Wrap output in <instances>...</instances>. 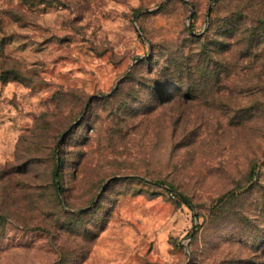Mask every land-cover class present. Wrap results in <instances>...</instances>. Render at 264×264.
<instances>
[{
	"label": "rangeland",
	"instance_id": "rangeland-1",
	"mask_svg": "<svg viewBox=\"0 0 264 264\" xmlns=\"http://www.w3.org/2000/svg\"><path fill=\"white\" fill-rule=\"evenodd\" d=\"M235 6L0 0V264H264V42L224 38Z\"/></svg>",
	"mask_w": 264,
	"mask_h": 264
},
{
	"label": "trees",
	"instance_id": "trees-1",
	"mask_svg": "<svg viewBox=\"0 0 264 264\" xmlns=\"http://www.w3.org/2000/svg\"><path fill=\"white\" fill-rule=\"evenodd\" d=\"M251 0H236V6L233 12L226 20V28L223 30L224 38L231 40L236 46H240L239 53L242 58L252 54L260 44L264 42V3L260 2L258 7H253ZM212 11V10H211ZM190 30V29H189ZM192 31V28L191 30ZM213 34L218 35V31L210 28ZM58 165H55L52 171V182L57 196L59 192ZM162 184V183H159ZM233 191L229 192L225 197H233ZM5 217L0 215V224Z\"/></svg>",
	"mask_w": 264,
	"mask_h": 264
},
{
	"label": "water",
	"instance_id": "water-1",
	"mask_svg": "<svg viewBox=\"0 0 264 264\" xmlns=\"http://www.w3.org/2000/svg\"><path fill=\"white\" fill-rule=\"evenodd\" d=\"M189 29L191 30V26H189Z\"/></svg>",
	"mask_w": 264,
	"mask_h": 264
}]
</instances>
